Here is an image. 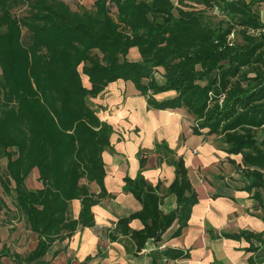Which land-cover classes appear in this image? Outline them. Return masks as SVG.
<instances>
[{
  "label": "trees",
  "instance_id": "obj_1",
  "mask_svg": "<svg viewBox=\"0 0 264 264\" xmlns=\"http://www.w3.org/2000/svg\"><path fill=\"white\" fill-rule=\"evenodd\" d=\"M114 1L116 21L108 0H94L90 9H72L63 0H0V152L6 170L0 185L37 234L28 254L13 256L15 264H46L43 256L55 239L94 223L92 206L109 195L102 151L111 147L112 125L99 117L91 99L117 78L132 80L147 94L149 106L207 111V121L193 125L194 131L207 126L208 133L225 132L223 149L241 153L238 165L249 181L245 187L254 188L252 197L264 219V38L254 39L250 32L264 27L253 10L264 0H189L179 6L173 0ZM22 4L26 12L14 14ZM214 6L224 15L217 20L223 25L206 18ZM235 27L243 43L227 42ZM22 28L30 37L27 44ZM132 46L139 51L137 59L127 57ZM158 66L164 68L161 81L153 76ZM168 89L176 93L154 96ZM209 91L224 92L220 107L208 108ZM173 163L168 190L176 194L177 206L167 212L140 173L124 178L123 190L133 193L141 207L118 218L116 230L129 237L135 255L149 240L160 239L176 218L180 223L173 234H178L196 201L183 158ZM33 169L41 183L35 188L26 184ZM74 198L81 206L69 218ZM132 218H139L142 227L132 228ZM220 234L254 236L264 243L261 233L244 229ZM160 253L188 255L170 247Z\"/></svg>",
  "mask_w": 264,
  "mask_h": 264
},
{
  "label": "crops",
  "instance_id": "obj_2",
  "mask_svg": "<svg viewBox=\"0 0 264 264\" xmlns=\"http://www.w3.org/2000/svg\"><path fill=\"white\" fill-rule=\"evenodd\" d=\"M264 20V7L261 11ZM128 58L140 57L136 46L130 47ZM85 83L87 77L84 76ZM173 89L154 93L157 99L171 97ZM99 117L112 125L110 148L102 151L105 163L104 185L109 193L92 206L94 223L80 225L72 234L55 239L47 248L43 259L46 264H56L61 248L56 241L78 243L86 254L98 242L106 230L117 226L118 218L141 207L133 193L123 190L125 176L135 178L140 173L159 194V208L163 212L177 206V197L168 190L175 177L173 159L183 158L196 201L191 205L186 224L178 234H173L177 224L173 221L162 233L160 245L154 247L149 240L137 254L132 253V264H264V243L254 236L238 238L220 233H237L248 230L261 233L264 238V219L260 207L252 197V190L238 173V160L217 146L206 129H193L192 114L183 105L176 107H153L147 102V94L130 79L117 78L110 81L92 99ZM217 177L221 191L213 180ZM27 180V178H26ZM37 186H41L38 180ZM95 192L98 187L91 182ZM35 188V187H34ZM80 200L69 201L67 216L74 218L80 210ZM132 228H140L139 218L129 221ZM72 238V239H71ZM36 242L33 246L35 247ZM170 247L188 251L182 257H166L160 250ZM0 264H6L5 254L0 253ZM13 264L15 259L12 256ZM34 263V262H33ZM66 258L64 264H69Z\"/></svg>",
  "mask_w": 264,
  "mask_h": 264
},
{
  "label": "rangeland",
  "instance_id": "obj_3",
  "mask_svg": "<svg viewBox=\"0 0 264 264\" xmlns=\"http://www.w3.org/2000/svg\"><path fill=\"white\" fill-rule=\"evenodd\" d=\"M65 3L69 5L72 9H78V8H88L90 9L93 7L94 0H63ZM174 4L179 6L182 4H189V0H173ZM108 10L110 15L113 17V19L116 21V2L114 0H108L107 2ZM264 7V1H261L259 3H256L253 6V10L257 13L260 20L264 23V20L261 18V11ZM26 5H17L13 8V12L16 15H21L26 12ZM206 18L210 22H218L221 25L224 24V22L217 21L220 18H222L224 15L220 13V10L214 6L213 9H207ZM121 27L123 28V25L120 24V30ZM250 32L253 34L254 39L264 38V27H260L255 31L250 30ZM22 38L23 42L25 44L29 43L30 37L28 35V31L25 28H22ZM226 40L229 43L235 42V43H243V39L238 32V27H235V29L230 32L226 36ZM128 57V55H127ZM163 71L164 68L162 66L156 67L153 76L158 81L163 80ZM143 82L145 84L148 82L147 79H143ZM174 90V89H173ZM153 91L152 88L147 89V92L149 94H152ZM176 93V91L174 90ZM224 92H221L220 94H215L213 91H209V106L208 108H213L215 106L220 107L222 105L223 99H224ZM216 96V98H215ZM215 98V99H213ZM207 111H204L201 114H192V122L194 125L201 126L205 124L208 118ZM203 129L208 130L207 126L201 127ZM259 133V130L257 134ZM224 131L217 130L216 132L211 134L212 139L216 143L217 146H221L224 148L225 143L224 141ZM233 154L234 158H236L240 164L241 162V153H229ZM238 173L240 174L242 180L245 183H248V178L245 176L244 171L241 170V167L238 166ZM5 157L1 155L0 152V174H5ZM37 171L33 169L29 175L27 176L26 184L27 186L34 188L37 186ZM213 180L214 186L217 191H221L223 188L222 185L219 183V179L217 177ZM91 186V184H90ZM254 188H252V191ZM263 193L264 198V191L261 189ZM179 213V211H178ZM174 222L177 224L180 223V219L176 218L174 219ZM176 226V227H177ZM175 227V228H176ZM36 232L31 230L27 223L26 219L23 215V213L17 209L13 203V199L10 195L5 194L2 190V187L0 185V249L7 251L8 253L5 254L7 257L5 258L6 264H13L12 256H18L17 254H20L22 257L26 254H28L32 249L33 246L37 240ZM115 235V237H113ZM82 237V236H81ZM78 243H73L72 239L71 241L66 240L63 241H56V244L58 248H61L60 256L57 258L56 264H64L66 261V258H70L69 264H132V242L129 239L128 236L124 235L123 233H120V231H117L116 228L113 230H106V232L99 237L98 242L91 247L90 251L86 254H83L81 251L82 243L81 238ZM162 240V236L160 239L155 241L154 247L156 246L158 249L163 246L160 245L161 242L158 243V241ZM147 245V243H146ZM160 246V247H159Z\"/></svg>",
  "mask_w": 264,
  "mask_h": 264
}]
</instances>
